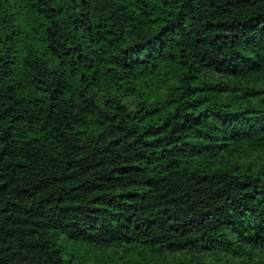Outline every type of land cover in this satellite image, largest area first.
<instances>
[{
    "label": "trees",
    "instance_id": "trees-1",
    "mask_svg": "<svg viewBox=\"0 0 264 264\" xmlns=\"http://www.w3.org/2000/svg\"><path fill=\"white\" fill-rule=\"evenodd\" d=\"M0 264H264V0H0Z\"/></svg>",
    "mask_w": 264,
    "mask_h": 264
}]
</instances>
